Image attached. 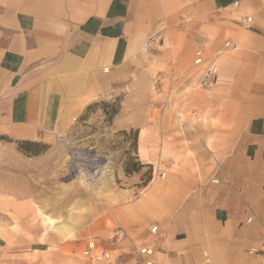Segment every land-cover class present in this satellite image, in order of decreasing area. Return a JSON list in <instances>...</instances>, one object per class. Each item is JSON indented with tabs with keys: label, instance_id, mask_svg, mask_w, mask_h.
I'll list each match as a JSON object with an SVG mask.
<instances>
[{
	"label": "crops",
	"instance_id": "1",
	"mask_svg": "<svg viewBox=\"0 0 264 264\" xmlns=\"http://www.w3.org/2000/svg\"><path fill=\"white\" fill-rule=\"evenodd\" d=\"M160 31L175 112L122 129L136 127L137 155L162 187L147 196L153 177L135 200L132 190L110 195L119 202L106 215L129 236L105 245L126 264L141 246L157 264H264V0H0V133L37 140L60 129ZM226 40L237 47L216 56ZM198 46L201 64L191 57ZM213 58L217 79L201 88Z\"/></svg>",
	"mask_w": 264,
	"mask_h": 264
},
{
	"label": "rangeland",
	"instance_id": "2",
	"mask_svg": "<svg viewBox=\"0 0 264 264\" xmlns=\"http://www.w3.org/2000/svg\"><path fill=\"white\" fill-rule=\"evenodd\" d=\"M163 32L152 35L133 65L103 77L94 101L60 129L45 131L44 139L0 133V264H126L122 251L106 245L117 246L129 234L106 214L119 202L110 196L115 190H132L129 199L135 200L154 177L153 167L137 155L138 130H123V122L147 117L153 124L176 109L169 34L164 43ZM185 61V55L177 57L182 74ZM95 158L101 159L100 171L91 172ZM74 164L84 171L72 178ZM40 211L56 219L55 227L44 224ZM90 243L110 259L91 260L85 254ZM132 255V264L142 263L136 248Z\"/></svg>",
	"mask_w": 264,
	"mask_h": 264
},
{
	"label": "built area",
	"instance_id": "3",
	"mask_svg": "<svg viewBox=\"0 0 264 264\" xmlns=\"http://www.w3.org/2000/svg\"><path fill=\"white\" fill-rule=\"evenodd\" d=\"M235 6H238V2L234 3ZM240 22L243 24H248L252 21L251 17H241ZM150 42L153 43V41L155 40L154 37H150L149 38ZM237 45L235 43H233L230 40H226L223 43V46L221 49H219L216 53V56H220L222 55L224 52H226V50L228 49H234L236 48ZM205 49L202 46H198L196 51H195V64H201L205 61ZM217 75H218V66L217 63L215 61V59L213 58L212 61L209 63V66L206 68V70L204 71L202 78L200 80V84L202 87L204 88H210L216 81L217 79ZM95 168L92 167V169H89L91 172H98L100 171V167H101V159L99 158H95ZM84 170H82V168L76 164L71 165L70 169H69V176H71L72 178L78 177L82 174ZM212 182L215 184L220 183V180L218 178H213ZM252 217L248 218V221H251ZM158 229V226H153L151 228V232L155 233ZM94 248L95 245L92 246L91 244L88 245V250L85 252V254L87 256H89V258L91 260L94 261L95 258H100V259H110V255L105 252V251H101L100 253H95L94 252ZM137 254L140 256V259L142 261L141 264H157L156 258H155V250L152 247H148V246H144L141 248L137 249ZM206 261L209 262V258H206ZM111 264V263H110Z\"/></svg>",
	"mask_w": 264,
	"mask_h": 264
},
{
	"label": "bare ground",
	"instance_id": "4",
	"mask_svg": "<svg viewBox=\"0 0 264 264\" xmlns=\"http://www.w3.org/2000/svg\"><path fill=\"white\" fill-rule=\"evenodd\" d=\"M148 45V43H146L141 49L142 50H146V48H145V46H147ZM213 86V85H212ZM179 112V111H178ZM180 114V113H179ZM144 147L142 146V149H143ZM158 167V166H157ZM105 174V173H104ZM104 174H103V176H104ZM106 175V174H105ZM109 177V176H108ZM108 179V178H107ZM106 180V179H105ZM85 180H83V181H80L81 183H85L84 182ZM109 181V180H108ZM113 182V181H112ZM111 183V182H110ZM151 183H153V184H155L156 186H154V188L150 191V193H149V195H147V196H150L149 198H152L151 196H154V194H157L158 192H159V190H160V188L162 187L159 183H156V181L155 180H153V182H151ZM163 189V188H162ZM163 191V190H162ZM145 196V195H144ZM41 212V211H40ZM39 215V214H38ZM41 215H43L44 216V218H43V221H44V224L46 223H48L49 224V226L50 227H55V225H56V219L55 218H52V217H50L48 214H43L42 212H41ZM59 218V217H58ZM59 220V219H58ZM91 244V243H90ZM92 245V244H91Z\"/></svg>",
	"mask_w": 264,
	"mask_h": 264
}]
</instances>
